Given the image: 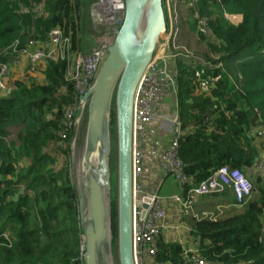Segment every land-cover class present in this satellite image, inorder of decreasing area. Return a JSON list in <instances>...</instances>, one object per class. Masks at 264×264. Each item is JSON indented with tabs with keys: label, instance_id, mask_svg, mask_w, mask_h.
Instances as JSON below:
<instances>
[{
	"label": "trees",
	"instance_id": "16d2710c",
	"mask_svg": "<svg viewBox=\"0 0 264 264\" xmlns=\"http://www.w3.org/2000/svg\"><path fill=\"white\" fill-rule=\"evenodd\" d=\"M90 4L0 0V64L9 68L11 88L9 94L0 91V235L8 237L0 240V264H84L78 193L69 161L73 131L67 128L66 115L78 102L69 71L71 55L88 51ZM181 4L190 9L188 20L196 31V13L208 20L209 35H199V40L213 66L181 64L175 78L181 119L178 158L186 165L189 188L209 181L222 168L246 175L264 160V139L257 135L264 127V0ZM228 17H240L241 22L235 25ZM53 28L67 41L64 59L16 63L15 47L21 51L32 40L45 42ZM15 128L18 135L8 141ZM256 185L241 207L219 195L192 200L193 208L207 211L195 212L198 217L188 221L197 241L196 259L264 264V178ZM218 204L224 213L217 211ZM112 211L117 236L116 201ZM161 239L160 264H192L193 255L185 257L178 244Z\"/></svg>",
	"mask_w": 264,
	"mask_h": 264
},
{
	"label": "water",
	"instance_id": "95a60500",
	"mask_svg": "<svg viewBox=\"0 0 264 264\" xmlns=\"http://www.w3.org/2000/svg\"><path fill=\"white\" fill-rule=\"evenodd\" d=\"M165 0H124L122 25L97 77L80 100L71 138L74 153L85 122L83 178L77 188L84 264L113 256L112 116L117 141V246L119 264L134 258V103L139 85L166 36ZM114 264V262H113Z\"/></svg>",
	"mask_w": 264,
	"mask_h": 264
},
{
	"label": "built area",
	"instance_id": "2783aa9c",
	"mask_svg": "<svg viewBox=\"0 0 264 264\" xmlns=\"http://www.w3.org/2000/svg\"><path fill=\"white\" fill-rule=\"evenodd\" d=\"M181 1L196 3L198 0H165V10L168 20L166 36L161 41L154 60L142 79L137 90L134 103V155H133V190H134V258L135 264H160L157 261L158 239L165 229L168 212L167 204H174L181 207L187 217H198L193 210L192 200L197 197L212 195H228L234 202L235 207L245 205L253 196L254 187L248 178L239 170L222 168L215 177L200 186H190V179L185 175L186 165L178 158V149L181 136L180 114L172 118L174 125L172 141L163 151L159 166L165 176H171L179 184L181 192L187 196L164 197L160 189L149 191L145 185V165L143 147L150 139L147 126L152 122H158L162 115L164 97L169 87H176V77H172L162 71V64L167 60L178 58H190L191 54L183 52L176 42L180 33V15L177 13V4ZM35 9V12L40 13ZM91 19L100 41L94 49L88 50L85 54L71 55L72 66L69 71V79L74 85L78 102H76L66 115L67 128L73 131L74 118L76 117L80 100L91 89L97 74L108 54L123 21L124 0H93L90 6ZM198 20L199 31L209 34L208 20L195 14ZM240 18V17H238ZM241 19V18H240ZM67 41L63 39L62 31L53 28L49 31L45 42L32 40L27 47L19 51L13 49L16 55V63L27 61L32 65H38L45 60L56 62L64 59L66 54ZM209 68L213 67L206 63ZM219 66V65H218ZM9 68L0 64V91L9 94L8 75ZM2 78L7 79V86L3 87ZM66 92V91H65ZM257 135L264 139V127ZM66 134L62 136L65 139ZM8 239L6 234L0 235V240ZM195 252L189 255H195ZM187 254V257H189ZM192 264H208L206 261L192 258Z\"/></svg>",
	"mask_w": 264,
	"mask_h": 264
},
{
	"label": "crops",
	"instance_id": "0c3cea01",
	"mask_svg": "<svg viewBox=\"0 0 264 264\" xmlns=\"http://www.w3.org/2000/svg\"><path fill=\"white\" fill-rule=\"evenodd\" d=\"M179 6L181 7V20L179 24L180 36L178 44L184 42L185 40H188L190 37H192L191 35H195L194 33L196 32L193 22L191 20H188L189 18H191V13L189 11L190 9L186 8V6L182 4H180ZM182 9L184 12L182 11ZM228 18L231 21V18L233 17ZM196 39H198V36L196 37ZM191 55L192 57L190 58L181 57L176 60L165 61L162 64V71L166 72L172 77H176L178 73V68L181 64L191 65L194 67H208L206 63L209 62L205 57H201L200 55L197 56L196 54ZM23 64L25 65L24 60ZM177 113L180 114V108L177 101L176 87H169L164 97L161 119L158 122H152L147 126V131L149 133L150 139L148 140V143L143 147L145 165V185L149 191H155L157 189H160L161 195L162 190L164 189V186L166 184L167 178L170 176H165L163 170L159 166V161L161 159L163 151L169 146L170 142L172 141L174 130L172 118ZM173 182L176 185V189L178 191L176 192L177 194L174 193L171 196H162H181L179 184L175 181V179L173 180ZM171 184L172 181L169 182L168 185L165 186V188L169 187ZM168 191H170V189H168ZM221 197L224 198L223 201L234 204V202L228 195H223ZM198 200V198H194L193 202L196 203ZM216 208L217 211H220L221 213H224L225 211V208L220 207V204H218ZM234 208H236L235 205ZM166 209L168 212V218L166 221L165 229L161 234V240H164V242L168 244H178L185 251V257H187V254L189 255V253L197 251V241L194 235L192 234V230L188 223L189 219L193 217L185 216L182 212L181 207L174 204H167ZM193 209H195L194 212L196 213H207V211L202 212L198 206H194Z\"/></svg>",
	"mask_w": 264,
	"mask_h": 264
},
{
	"label": "rangeland",
	"instance_id": "374dc122",
	"mask_svg": "<svg viewBox=\"0 0 264 264\" xmlns=\"http://www.w3.org/2000/svg\"><path fill=\"white\" fill-rule=\"evenodd\" d=\"M88 1H90L91 4L93 3V0H88ZM91 4H90V6H91ZM179 5L180 4H177L178 15L181 14V7ZM90 6L87 8L88 10L86 9V15L88 17L87 18V25H89V29H90L89 34L86 37V38H88V41H89L88 42L89 46H88L87 50L94 49L98 45L100 38H101L99 35H97V33L95 31V27L93 26V22L91 19L92 16H91V11H90ZM182 11H183V9H182ZM240 20L241 19L237 18V17L231 18V22L235 25L239 24ZM194 34L195 35H191L192 37H190L188 40H185L184 42L178 44V47L183 52H187L189 54H196L197 56L200 55L201 57H205L206 55H208V48L206 47V45H204V43H202L199 40V35H203V36L207 37L209 34L202 33L201 31H196ZM179 36H180V33H179ZM179 36H178L176 42H178ZM197 36H198V39H196ZM25 63H28V62L25 61ZM24 68H26V67H24ZM19 74L23 75L24 70H22V72ZM2 82H5V83H3V87H6L8 85L6 83L7 82L6 78L5 79L2 78ZM74 121H75V118H74ZM85 124H86L85 122L82 124L83 126L81 128L79 139L76 143L74 153L72 154V152H71L70 158H69L70 169H71L72 177L74 179V183L76 186L79 185V183L81 182V180L83 178L82 171L80 168V164H81V159L83 157L84 148H85V135H86ZM114 128L115 127L112 124V129H114ZM17 135H18L17 129L16 128L12 129L11 138H9L8 141H13V138L15 139V137ZM112 136H113V156H112V161H111V169H112V174H113V190H112V194H111V198H110L111 208H112L113 201L117 202V173H116L117 172V141H116V133L113 132ZM258 166H259L258 170L254 171V172H251V171L247 172L245 175L248 178V180L252 183L255 190H257L256 184H258L260 186V181H262L264 178V160L261 161L260 163H258ZM173 180L174 179L171 176L167 178L165 186H167L168 183L171 181H172V184L167 188H165V186H164V189L162 190V195L171 196L174 193L177 194L176 192H178V191L176 189V185L174 184ZM16 186H18V185H16ZM18 188H20V187L18 186ZM168 189H170V191H168ZM18 195H19L18 193L13 194V195H11V198H17ZM111 217H112V214H111ZM112 232H113V259H114V264H119L117 236H116V231L113 230V220H112Z\"/></svg>",
	"mask_w": 264,
	"mask_h": 264
},
{
	"label": "bare ground",
	"instance_id": "6f19581e",
	"mask_svg": "<svg viewBox=\"0 0 264 264\" xmlns=\"http://www.w3.org/2000/svg\"><path fill=\"white\" fill-rule=\"evenodd\" d=\"M82 167V165L80 164V168ZM114 262V259H113V256L112 258L110 257L109 260H108V264H113Z\"/></svg>",
	"mask_w": 264,
	"mask_h": 264
}]
</instances>
